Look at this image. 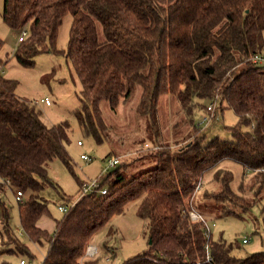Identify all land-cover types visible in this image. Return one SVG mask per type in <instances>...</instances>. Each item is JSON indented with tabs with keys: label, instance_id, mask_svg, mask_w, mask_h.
<instances>
[{
	"label": "trees",
	"instance_id": "16d2710c",
	"mask_svg": "<svg viewBox=\"0 0 264 264\" xmlns=\"http://www.w3.org/2000/svg\"><path fill=\"white\" fill-rule=\"evenodd\" d=\"M68 16L67 48L59 50ZM2 19L12 30L28 31L14 55L19 66L35 68L41 55L62 56L71 66L79 85L74 116L86 136L103 143L109 125L102 103L116 112L139 91L135 111L148 120L149 140L160 150L142 156L156 159L137 172L122 163L105 173V195L64 198L69 208L48 233L38 222L50 215L42 193L58 186L49 165L60 160L76 176L67 150L71 125H47L39 105L17 95L20 82L5 76L0 60V254L33 258L13 234L2 198L9 190L15 200L24 193L16 200L22 233L49 244L42 264H97L85 252L103 231V249L114 258L112 219L134 201H140L136 214L147 250L123 264H264V251L239 258L236 245L206 238L203 224L183 213L196 210L194 198L209 176L216 189L206 188L202 199L216 206L219 218L264 208V65L252 60L264 55V0H4ZM3 44L0 39V49ZM163 96L174 98L191 132L177 150L160 139ZM213 103V112L235 114L231 139H209L197 126V111ZM226 162L245 172L238 186Z\"/></svg>",
	"mask_w": 264,
	"mask_h": 264
},
{
	"label": "rangeland",
	"instance_id": "374dc122",
	"mask_svg": "<svg viewBox=\"0 0 264 264\" xmlns=\"http://www.w3.org/2000/svg\"><path fill=\"white\" fill-rule=\"evenodd\" d=\"M3 3L4 0H0V39L4 43L0 49V60L4 64L5 76L20 82L16 91L17 95L37 103L47 125H56L64 121H68L71 125L67 150L76 176H73L60 160H54L49 165L50 176L58 186L46 189L42 193V196L49 202L48 210L51 216L44 215L38 225L41 229L53 234L56 227L55 220L62 217L58 207L67 202L63 199L70 197L76 200L79 198L82 194L79 182L90 184L94 180L100 179L105 175L104 171L108 167L109 159L118 158L120 164L127 163L130 172H137L155 161L156 157L153 154L148 158V161L140 160L144 158L142 156L147 155L152 150V148L146 149L142 145L148 143L152 146L151 135L147 134L149 122L135 111V105L139 99V91H137L127 106L121 104L118 112L111 111L107 102L102 103L104 118L109 125V131L103 143L99 144L92 137L86 136L74 116V112L80 105L76 94L79 91V85L71 66L66 63L64 57L54 55L37 57L35 68L32 69L19 66L14 55L20 44L19 38L23 31L12 30L3 22ZM70 26L71 18L68 16L59 32V50L67 48ZM63 79L65 82L60 84V80ZM46 97L51 100V107H46L40 103ZM214 104L216 107V103ZM203 111V109L197 111V122H201L205 116ZM158 112L159 128L162 132L160 139L163 138L164 143H169L173 150L186 146L189 139L187 136L191 132L188 131L187 120L183 113L178 110V104L174 98L163 96L160 99ZM236 122L237 118L232 111L225 110L222 113L218 108L211 114L209 124L201 129L209 139L215 136L231 139V132L228 127L234 126ZM79 142L82 143V146L78 145ZM139 149L141 153H132ZM124 154L126 155L124 156ZM82 155L91 157L92 161L82 160ZM224 165L234 172L237 180L236 186H238L245 172L236 164L226 162ZM116 167H109V171H113ZM210 178L211 176L208 177L202 190L196 194L193 203L198 212L205 211L204 218L211 230L213 240L222 238L227 243L236 245L233 252L239 258L264 251V208L256 206L250 213H246L242 217L219 218L216 206L212 202L202 199L203 191L206 188L216 189L212 183L208 182ZM2 198L9 209L14 236L28 246L33 258L0 254V264H16L22 259L32 261L33 264H42L49 249L48 242L44 240L38 244L33 242L25 233L21 235L18 203L15 197L8 190L2 195ZM139 204L140 201L130 203L125 215L116 216L112 219L111 225L117 231L110 245L114 247L113 251L116 253L114 258L110 260L113 252L107 254L102 246L107 231L100 233L93 241L92 244L99 249L95 258L98 261L97 264H123L127 259L147 250L148 239L145 235L144 222L136 214ZM244 238L249 240L248 244H243Z\"/></svg>",
	"mask_w": 264,
	"mask_h": 264
},
{
	"label": "built area",
	"instance_id": "2783aa9c",
	"mask_svg": "<svg viewBox=\"0 0 264 264\" xmlns=\"http://www.w3.org/2000/svg\"><path fill=\"white\" fill-rule=\"evenodd\" d=\"M28 35V31L27 30H24L23 33H22V36L19 38V41L22 42ZM253 62L256 63V64H259V65H264V55H257L255 56L253 59ZM42 102L46 103V105H50L51 102L48 98L42 100ZM215 108V104H209L208 107H207V111L204 112V117L202 119V121H198L197 122V126L200 127V128H203L205 125L209 124L210 122V117H211V114L213 112ZM79 146H82V143L79 142L78 143ZM144 147L146 149H150L152 148V150L154 151H158L160 150V147L157 146V145H150L148 143H146L144 145ZM81 159L86 161V162H91L92 159L91 157L87 156V155H82L81 156ZM120 164V160L118 158H114V159H109L108 160V167L107 169L104 171V174L107 173L109 171V167H116ZM262 171H264V169H262ZM250 171L248 170L246 173H249ZM203 186V182L201 181L200 183H198L197 187H196V190H200L201 187ZM82 195H86V194H90V193H94V192H98L100 193L101 195H105L107 193V189L106 188H101V178L100 179H96L94 180L93 182H91L90 184L88 183H84L82 188ZM22 199H24V193L22 192H17V195H16V200L17 201H21ZM72 205H74V202L72 203ZM69 206L68 205H60L58 207V210L59 212L61 213H64V212H67ZM184 215H186L187 217H189L190 221L192 223H197V224H203V231H204V235L206 238H210L212 233H211V230L208 226V223L207 221L205 220L204 216L202 214H200L199 212H197L196 210H190V211H183ZM21 235H23V233H20ZM243 243L244 244H248L249 243V240L247 238H244L243 239ZM98 252H99V249L93 245V244H90L85 252V257L86 258H95L97 255H98ZM16 264H33L32 261H27L25 259H22L19 263H16Z\"/></svg>",
	"mask_w": 264,
	"mask_h": 264
},
{
	"label": "crops",
	"instance_id": "0c3cea01",
	"mask_svg": "<svg viewBox=\"0 0 264 264\" xmlns=\"http://www.w3.org/2000/svg\"><path fill=\"white\" fill-rule=\"evenodd\" d=\"M48 98V97H47ZM51 101V100H50ZM52 103V102H51ZM43 104V103H42ZM177 104V103H176ZM44 105V104H43ZM123 105H125V106H127L128 104L126 103V104H123ZM51 106H52V104H51ZM51 106H49V107H51ZM118 110H119V108L116 110V112H118ZM196 123H197V121H196ZM142 145H145V144H142ZM141 148V147H140ZM137 152H139V153H141L140 152V149L139 150H137V151H135V152H132V153H137ZM126 154H128V153H126ZM126 154H124V156L126 155ZM148 154H150V152L148 153ZM134 155V154H133ZM138 155V154H137ZM116 157V156H115Z\"/></svg>",
	"mask_w": 264,
	"mask_h": 264
},
{
	"label": "water",
	"instance_id": "95a60500",
	"mask_svg": "<svg viewBox=\"0 0 264 264\" xmlns=\"http://www.w3.org/2000/svg\"><path fill=\"white\" fill-rule=\"evenodd\" d=\"M151 243V242H150Z\"/></svg>",
	"mask_w": 264,
	"mask_h": 264
}]
</instances>
